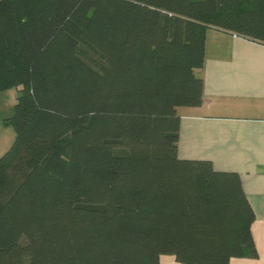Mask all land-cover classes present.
<instances>
[{"label":"trees","instance_id":"1","mask_svg":"<svg viewBox=\"0 0 264 264\" xmlns=\"http://www.w3.org/2000/svg\"><path fill=\"white\" fill-rule=\"evenodd\" d=\"M208 27L264 44V0H0V264L257 257L239 175L176 156Z\"/></svg>","mask_w":264,"mask_h":264},{"label":"crops","instance_id":"2","mask_svg":"<svg viewBox=\"0 0 264 264\" xmlns=\"http://www.w3.org/2000/svg\"><path fill=\"white\" fill-rule=\"evenodd\" d=\"M195 75L202 81V102L176 109V156L239 175L254 213L257 257L229 264H264V44L208 27L204 62ZM159 264L178 263L161 255Z\"/></svg>","mask_w":264,"mask_h":264},{"label":"rangeland","instance_id":"3","mask_svg":"<svg viewBox=\"0 0 264 264\" xmlns=\"http://www.w3.org/2000/svg\"><path fill=\"white\" fill-rule=\"evenodd\" d=\"M16 97L15 88L0 92V157L11 147L14 140L13 129L5 126L3 120L12 116Z\"/></svg>","mask_w":264,"mask_h":264}]
</instances>
